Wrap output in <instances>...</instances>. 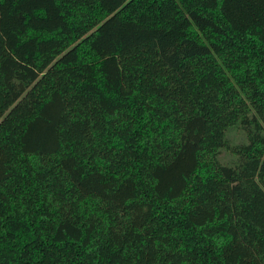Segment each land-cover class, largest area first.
<instances>
[{"label":"trees","instance_id":"1","mask_svg":"<svg viewBox=\"0 0 264 264\" xmlns=\"http://www.w3.org/2000/svg\"><path fill=\"white\" fill-rule=\"evenodd\" d=\"M0 264H264V0H0Z\"/></svg>","mask_w":264,"mask_h":264},{"label":"rangeland","instance_id":"2","mask_svg":"<svg viewBox=\"0 0 264 264\" xmlns=\"http://www.w3.org/2000/svg\"><path fill=\"white\" fill-rule=\"evenodd\" d=\"M221 160H222V158H221ZM223 161V160H222ZM224 162V161H223Z\"/></svg>","mask_w":264,"mask_h":264}]
</instances>
